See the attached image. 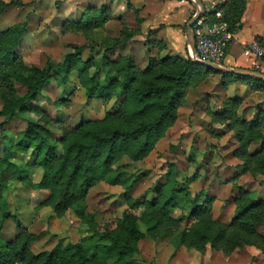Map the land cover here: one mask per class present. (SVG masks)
<instances>
[{
  "label": "trees",
  "instance_id": "trees-1",
  "mask_svg": "<svg viewBox=\"0 0 264 264\" xmlns=\"http://www.w3.org/2000/svg\"><path fill=\"white\" fill-rule=\"evenodd\" d=\"M21 5L17 1L0 0V17L9 7ZM218 5L224 10L223 19L231 32L236 33L241 28L246 0H224ZM109 15L105 6L87 10L82 21L66 22L64 31L104 28ZM26 27V23H15L0 31V115L4 117L0 131L3 134L4 126L24 114L30 104L46 98L44 87L48 83L57 81L65 85L75 75L86 91L87 104L99 99L105 103L117 100L119 105L103 118L83 117L74 127L54 122L47 116L46 124L63 132L60 141L51 137L47 125L29 121L16 136L15 143L10 140V143L0 144V264H136L140 241L147 235L159 241L164 233L178 235L177 248L205 253L210 245L228 256L238 248L255 246L264 254V235L258 230L264 225V197L258 198L243 184L238 185L239 177L232 179L234 188L240 191L235 200V213L232 220L225 223L214 216L215 197L204 189L192 190L193 182L202 176L197 168L203 165L195 155L190 157L195 173L179 181L178 173L170 169L166 181L154 186L156 198L147 199L143 210L140 200L132 194L144 175L117 168L125 158L143 160L166 136L178 119V110L187 102L188 89L206 79L203 65L191 58H162L152 53L145 69L139 68L128 55L112 60L109 52L136 33L127 29L124 37L105 40L106 52L100 58L84 60L81 50L86 47L83 46L68 53L61 62L49 58L44 67L28 65L18 51ZM260 43L264 48V42L260 40ZM102 73L109 77L105 82L100 80ZM222 83L226 85L225 81ZM17 84L25 87L21 95ZM257 90L264 94V86L257 85ZM241 103V99L227 98L223 109L210 111V117L213 123L225 125L228 131L234 132L238 144L234 156L243 162L242 171L264 176V111L251 119L242 118L238 114ZM256 143L258 146L251 151ZM28 152L33 156V165L42 169L37 183L28 175L29 164L17 165L9 158L11 153ZM99 181L125 188L128 207L121 218L98 223L95 216L88 213L87 196ZM15 182L47 190L49 196L41 205L51 208L58 218L73 214L93 231V236L76 243L60 241L50 250L34 252L31 243L37 236L12 213L7 198ZM180 197L190 206L189 212L180 207ZM176 208L183 212L178 217L173 216ZM10 219L16 223L17 233L14 238L5 240L2 231Z\"/></svg>",
  "mask_w": 264,
  "mask_h": 264
},
{
  "label": "rangeland",
  "instance_id": "rangeland-1",
  "mask_svg": "<svg viewBox=\"0 0 264 264\" xmlns=\"http://www.w3.org/2000/svg\"><path fill=\"white\" fill-rule=\"evenodd\" d=\"M21 1L28 2L30 0ZM203 2L205 3L204 0ZM216 2H220V0ZM31 3L35 6L34 8L27 7L30 4L21 6L25 7L23 10L11 8L0 19V28H3L5 25L8 26L18 20H24L28 16L30 18L31 14H36L30 24V28L27 30L20 51L23 59L30 65L44 67L49 58L53 61L61 62L68 53L76 52L83 46L86 47L81 50L83 59L101 57L105 50L104 46L106 47L105 40L114 39L120 34L121 27L123 28L122 23L113 21L112 23H107L105 28L65 32L62 22L65 21L66 17L73 14L71 13L73 10L81 12L82 7H85L86 1L45 0L43 4V0H33ZM193 7L195 6L193 5ZM138 17L139 14H137V21ZM151 34V32L147 33L148 36ZM155 48H157V43L152 36L146 43V51L151 54ZM154 53H157V50ZM187 58H191L189 51ZM204 68L208 79L205 82H199L196 86H192L188 91V104L180 109L177 123L170 129L169 134L159 142L156 149L143 160L131 161L125 158L117 166V168H123L137 175H144V179L135 186L132 194L133 197L140 200L142 210L147 199L153 201L156 198L154 186H157L159 182L162 184L166 181V174L170 169L178 173L177 178L179 181H185L195 173V168L188 167V155L193 153L191 152V146L195 135L199 136L198 139L204 141L207 146L219 149L218 153L213 149L216 153L215 161H217L215 164L213 162L214 165L221 163V158L223 159V157L225 158L224 161H226L228 156H231L233 149L238 147L234 132L228 131L225 126L220 124L211 123L208 111L209 108H216L221 105L224 97L221 95L215 96L216 89L214 87L217 83L226 81L227 76H220L223 75L221 73L217 75L218 73L214 72L217 71L215 68L207 66H204ZM93 72L94 69H92L90 74L92 75ZM107 78L109 77L107 75L104 76V73L100 76L102 82H105ZM231 79L234 80L233 78ZM241 82L246 83L244 79ZM250 84H253V82H250ZM247 85L249 84L247 83ZM253 85L255 86V84ZM81 86L78 75H75L65 85H61L57 81L48 83L44 87L46 98L30 104L24 114L4 126V134L0 131V144L4 142L10 143V140L15 143L16 136L27 127L29 121L47 125L51 130V137L60 141L63 137V132L55 126L46 124L45 119L47 116L54 122L64 124L67 127H74L81 122L83 117L103 118L107 112L114 111L118 107L119 103L117 100L105 103L101 100L97 102V100L92 99L87 104L86 91ZM24 91L25 87L17 84L18 94L21 95ZM260 100L261 96L259 94L253 93L245 97L238 110L239 116L245 119L253 118L255 115L252 114L251 107L257 105ZM60 101L64 104H58ZM1 109L2 104L0 102V111ZM3 120L4 117L0 115V122ZM214 134L219 136L215 137ZM257 146V143L254 144L252 149ZM9 158L17 165L29 164L32 172L30 170L28 175H30L33 182L37 183L41 179L42 169L33 165L31 152H28V154L11 153ZM233 161L237 162L234 159L230 163H233ZM197 169L200 172L204 170L203 166ZM262 180H264V176L252 177V175L246 174L241 179H238V185L253 183V181H255L254 183H260ZM12 181L10 180V182ZM208 181L209 178L192 184V190L195 192L200 191L202 188H208L211 191L210 194H212V187L221 181L216 180L215 183L214 180L212 185ZM254 183L252 185L257 187V184ZM47 194V192L25 186L21 182H15L7 192L12 213L18 215L22 225L37 236L31 243V249L34 252L50 250L60 241L65 244L76 243L93 236V231L87 225L80 223V220L73 214L69 213L65 217L58 218L51 208L42 206L41 202L46 198ZM231 198L233 199V197ZM179 202L181 204L180 207L183 208L182 210L189 212L190 206L185 205V199L180 197ZM86 205L88 213H92L98 223H107L111 219H119L128 207L125 198V188L121 185H112L107 181H99L90 189ZM179 209L176 208L174 210L173 216L178 217L183 213ZM16 233V223L13 219L8 220L2 231L3 238L10 240L14 238ZM178 239V235L173 236L168 233H164L159 241L147 235L139 243L140 253L136 255V264H224L223 261L225 262L228 257L224 255L217 258L220 251L213 250L210 245L207 247L206 251H210L207 254L206 252L201 253L198 251L200 258L199 253L194 254L192 249H186L180 256V248L176 247ZM246 255V252L241 251L235 254L234 259L239 264H243L241 262H244L242 259ZM255 257H253L254 260Z\"/></svg>",
  "mask_w": 264,
  "mask_h": 264
},
{
  "label": "crops",
  "instance_id": "crops-1",
  "mask_svg": "<svg viewBox=\"0 0 264 264\" xmlns=\"http://www.w3.org/2000/svg\"><path fill=\"white\" fill-rule=\"evenodd\" d=\"M11 1L20 2L22 3L21 6H24L25 4H30V6L27 7H33V8L35 7L31 3L33 2V0L32 1L30 0L28 2L21 0H11ZM11 1H7V2H11ZM85 1H86L84 5L85 7H82L81 12H78V10H73L71 12L73 14L65 18V21L62 22L63 27L66 22L82 21L87 10L95 9V8L99 9L105 6V8H108L110 14L109 15L110 18L107 21V23L110 22L112 23L113 21H116L118 23L120 22L123 24V28L121 27L120 34L114 38H118L124 35L126 29L128 31L136 32L135 35L128 42L115 47L112 51L109 52V56L112 60H118L122 56L128 55L134 59L136 65L139 68L145 69L149 64L150 56H151V54H149L146 51V43L149 41V39L152 36L154 37V40L157 43V48L153 49L152 54H157L162 58L172 57V56L187 58L188 51L190 52L189 38H188V23L190 19L193 17V14L195 12V7H193L194 4L190 0H91V1L84 0V2ZM204 1L205 4L212 5V4H219L224 0H220V2H216L217 0H204ZM44 3L45 0H43V4ZM21 6H11L4 12V14L7 13L11 8H20L22 10L25 9V7H21ZM4 14L0 17V19H2ZM137 14H139L138 21H137ZM31 15L32 16L30 18L28 16L24 20L23 19L18 20L17 22H13L8 26L5 25L3 26V28H0V31H4L15 23L27 24L26 31L24 32L23 37L20 40L18 46L19 53L21 51V45L23 43L27 30L30 28V24L33 22V18L35 17L36 14H31ZM240 23H241V28L236 33H234L233 38L226 50V54L224 56L222 66L225 68L239 67L242 69H247L251 71H260L264 73V48L260 43V40L264 42V0H246V9L242 15ZM186 27H187V31H186ZM148 32H151L152 34L148 36L147 35ZM104 49L105 50L103 55L106 52L105 46ZM155 50H157V53H154ZM103 55H101V57ZM216 73H218L217 75L220 74L218 70ZM225 74L228 80L225 81L226 85H224L222 82H219L214 87L216 89L215 96L221 95L222 97H224V99L222 100L220 106L216 108H209L208 109L209 112L221 111L223 109L224 101L227 98H237L243 100L245 99V97L253 93L259 94L261 96V100L257 105L251 107L253 111L252 114L257 115L260 112L264 111V94L262 91L257 90V85L261 87L264 86V79L251 77L254 78V80L262 81L256 83V81H253L251 79L250 81L246 79L249 76L229 74V73H225ZM231 78H233L234 80H232ZM207 79L208 78L203 80V82H205ZM243 79L246 81L245 84L241 82V80ZM250 82L251 83L253 82L255 86L253 84H250ZM247 83H249V85H247ZM190 89L191 87L188 89V91ZM186 98H187V102L184 106L188 104V100H189L188 93ZM96 100L97 102H99V99H95V101ZM180 109L178 110V119H179ZM211 123H213L212 120ZM170 129L168 130L166 136L169 134ZM211 133L213 132L211 131ZM214 135L215 137L219 136L218 134H214ZM198 138L199 136L195 135L192 141L193 143L191 146V150H192L191 152L193 153L192 154L190 153L191 155L190 154L188 155L189 156L188 167L195 166V164L193 163L190 164L191 163L190 157L192 155H195L198 162L203 164L202 166L204 170L203 172H201L202 176H200L197 180H195L193 184L208 178H209L208 182L210 185H212L214 180L215 183L216 180L221 181L212 187L213 190L212 194H210L211 191H209L208 188L204 190L208 194L215 197V201L213 204V211L215 218H217L220 221L226 220L225 222L228 223L232 220L235 213V209H236L235 200L237 199V197L240 196V191L234 188V186L232 185V179L236 177H239L241 179V177L245 176L246 174L249 175L252 174L244 173L242 171L243 162L234 156L235 149H233L231 156H228V159L226 161H224L225 158L223 157V159L221 158V163L214 165L217 162L215 161L216 160L215 151L218 153L219 149L217 150L213 147L207 146V144L204 141H201ZM163 139H161L159 142H161ZM159 142L157 143L156 147L158 146ZM250 150L253 151L252 147L250 148ZM234 159L237 160V162L233 161V163H230V161ZM190 168H195V167H190ZM258 176L259 175L257 176L252 175V177H258ZM262 176L263 175H260V177ZM254 182L255 181H253V183ZM253 183H249V184L246 183L243 185L247 189L253 191L258 198H263L264 180H262V182L260 181V183L258 182L254 183L257 184V187L252 185ZM201 190H203V188ZM40 191H44L48 193L46 198L49 196V192L47 190H40ZM231 197H233V199ZM45 199L43 201H45ZM263 228L264 225H260L258 230L260 231V233L264 235ZM186 249H187L186 247L180 248L179 250L180 256L185 252ZM192 250H194L192 251L194 252V254L199 253L197 250L195 251V249ZM241 251L247 253L246 257L242 259V261L244 262L241 263L264 264V254L255 246H246L244 248L236 249L234 252H232V254L228 255V257L225 259V262L223 261V263L239 264L237 260L235 261L234 256L235 254ZM208 252L210 251H206V254ZM259 254L260 256H258ZM198 255L200 258V253ZM218 255L219 256L217 258L224 256L222 252H220ZM253 257H255V260L253 259Z\"/></svg>",
  "mask_w": 264,
  "mask_h": 264
},
{
  "label": "built area",
  "instance_id": "built-area-1",
  "mask_svg": "<svg viewBox=\"0 0 264 264\" xmlns=\"http://www.w3.org/2000/svg\"><path fill=\"white\" fill-rule=\"evenodd\" d=\"M195 15H199L193 24L196 51L190 50L191 59L222 65L234 35L228 22L223 19L224 10L218 4L207 5L203 2L195 6Z\"/></svg>",
  "mask_w": 264,
  "mask_h": 264
},
{
  "label": "water",
  "instance_id": "water-1",
  "mask_svg": "<svg viewBox=\"0 0 264 264\" xmlns=\"http://www.w3.org/2000/svg\"><path fill=\"white\" fill-rule=\"evenodd\" d=\"M192 3L197 6L198 4H203L202 0H191ZM199 15L193 16L189 23H188V38H189V48L192 50V52L195 53L196 51V43H195V36L193 33V24L196 21L197 17ZM198 64H201L203 66H208L215 68L218 71H221L223 73H229V74H236V75H243V76H249V77H255V78H261L264 79V73L260 71H251L247 69H242V68H225L222 65L212 63L210 61H198L195 60Z\"/></svg>",
  "mask_w": 264,
  "mask_h": 264
}]
</instances>
